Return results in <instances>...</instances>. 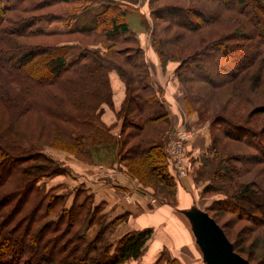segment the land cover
<instances>
[{
    "label": "trees",
    "instance_id": "obj_1",
    "mask_svg": "<svg viewBox=\"0 0 264 264\" xmlns=\"http://www.w3.org/2000/svg\"><path fill=\"white\" fill-rule=\"evenodd\" d=\"M93 1L0 0V72L8 77L7 86L0 83V87L6 88L0 98L6 100L3 103L14 116L26 110L38 114L42 111L51 119L54 133L70 137V153L78 155L82 141H89L91 135L105 134L109 128L98 118L104 103L111 106L110 74L115 73L124 82L126 92L121 110L116 112L117 116L123 115L118 161L123 162L129 177L142 187L149 186L152 194L147 192L158 202L170 204L176 198L178 178L169 167L161 140L169 127V113L163 89L152 85L150 68L131 17H136L138 24L147 29L150 18L151 47L163 74L168 62L177 61L174 74L181 82V70L185 68L189 81L204 80L211 87H219L239 78L243 70L257 63L263 67L252 82L255 88L264 91V29L259 30L258 26L262 22L264 28V4L261 0H204L200 5L190 0L193 6L184 7L172 0H168V6L158 5L159 0H148L146 17L136 6L138 0H114L115 5L96 28L73 30L65 25L61 31L47 29V26L69 22ZM201 8L210 12L209 20ZM232 11L237 16L233 17ZM253 21L258 25L251 28ZM157 23H164L166 27L157 29ZM212 26L223 31L216 29L209 36L202 33L205 27ZM163 34H166L164 38ZM185 34H200V40H188L185 44L182 42ZM97 44L103 52L93 47ZM218 53L227 62L213 66L212 59L216 60ZM44 57H49V67L38 72L34 67ZM232 58L238 62L233 70ZM10 84L20 86L21 90L17 92ZM53 89L62 91L64 96L54 94ZM44 96H48L49 102H42ZM52 98L57 104H70V113L63 112ZM136 112L140 116L134 118ZM55 121L68 123L70 130ZM246 123H236L223 116L214 121L220 138L225 136L254 150L234 159L242 165L240 169L244 168L245 174L251 167L264 165V129L256 131ZM240 132L250 133L259 143L253 138L241 139ZM9 138V133L0 132V264H126L144 255L153 234L150 228L129 231L116 243H107V236L125 218L123 214L111 220H106L105 214L98 221L95 237L91 240L83 237L81 228L87 222L92 223L94 213L103 208V202L93 206L94 195L80 189L67 207L66 197L39 184L44 177L61 171L55 166L43 165L46 157L37 151L38 146L15 143ZM98 139L94 140H103ZM217 139V136L216 140L211 138L204 152L194 157V162L207 159ZM224 162H219L213 171L214 182L203 187L200 195L202 198L205 194L219 193L222 187L226 193L221 192L223 197L212 202V210L209 207L203 211L215 222L212 211H228L237 220L234 222L244 220L253 225L242 226L239 232L263 227L264 190L255 181L237 175L235 169L224 167ZM158 184L163 185V195ZM220 228L228 238L225 229ZM230 243L234 252L250 264H264V257L252 261L248 255H241L244 251L238 250L233 241ZM36 254L40 255L36 258ZM153 264L179 263L163 250Z\"/></svg>",
    "mask_w": 264,
    "mask_h": 264
},
{
    "label": "rangeland",
    "instance_id": "obj_2",
    "mask_svg": "<svg viewBox=\"0 0 264 264\" xmlns=\"http://www.w3.org/2000/svg\"><path fill=\"white\" fill-rule=\"evenodd\" d=\"M113 1L114 0H94L90 6L83 9L80 13L75 14L69 22L47 26V29L61 31L65 28V25L73 30L96 28L101 25L100 23H102V20L104 17H106L109 8L115 5ZM194 1L200 5L204 4V0ZM168 2V0H159L156 3L158 5L168 6L170 5ZM171 2H174L175 5L178 6H193L190 0H172ZM261 3L264 4V0H261ZM147 4L148 0H138L136 4L139 11L141 10L140 7L143 9L141 12L145 13L146 17L149 15ZM195 6H197V4ZM201 10H203L202 12L207 15V19L209 20L210 12H206L202 8ZM246 10L249 12L251 11V9ZM232 12L233 17L237 16V12V14H235L234 11ZM148 20V24H146L148 25V29L147 27L140 25V23L138 24L136 17H131L130 21L132 22V26L134 27L137 35L140 34V36L138 35L140 45L146 47L147 56L150 59V63L152 62L151 69L156 67L157 73L161 74L163 72L162 65L158 61L156 52L151 47L152 35L149 32V27H152V23L150 18H148ZM256 23L257 22L253 21V26L251 25L250 27L253 28L259 24V30L264 29L263 25H261L262 22H258V24ZM156 25H158L157 29L166 27V24L164 23H157ZM205 28L206 29H204L202 33H204L206 36H209L215 33V30L218 29V26ZM222 31V29H218V32ZM200 34H185L186 37H182V42L186 44L188 40H200ZM165 35L166 34H163L162 38H164ZM243 44L246 45V42H243ZM93 47L103 52V48L102 46H99V44ZM233 58L232 70L238 64L237 60L234 62L235 59ZM48 59L49 57H44L41 59L40 62L36 63L34 69H37L38 72L46 71V69L49 67ZM212 61L213 66H219L227 62V60L222 57L221 53H218L217 59H212ZM168 64L167 70H169V76L167 77L166 74H164L163 80L161 81L166 89V94L164 91L163 93L161 92L164 96V102L176 110L179 109L177 112L181 118L180 121L187 120L190 123L189 126L191 128L187 129L182 127L179 130H171V125L174 121H171L169 115V127L162 135L161 140L163 141L164 149L170 164L169 167L176 172L175 174L178 180L184 178V176H192V185L195 187V191L192 192L195 193V197L192 201L191 207H198L201 210L207 209L212 205L214 200L218 199L219 197H223V191L226 193V188L222 187L220 191L218 190L219 193L213 192L212 194H205L202 198L199 194L203 187H205L207 184H210V181L214 182L215 178H213L212 175L213 171L217 170L219 162L225 161L224 167H227L230 170H232V168L235 169L237 175L242 174L246 176V178L255 181L254 183L261 186L264 190V165H256L255 167H251V171L245 174L244 168L240 169L242 165L235 163L234 160L241 155L253 153L254 150L246 146V144L244 145V143L240 144L236 140L226 138L225 136L222 137L221 135L220 138L219 133H216V131H218V126L214 125V121L217 118L223 116L232 119V121L236 123L247 122L246 124H248L249 127L254 128L256 131H259L261 128L264 129V91H262L260 88H255V86H253L254 82H252L253 77L257 75L256 72L263 66H260V64L256 63V65L253 67L243 70L239 76L240 79L237 78L229 83L220 85L219 87H211L204 80L196 82L189 81L190 79L186 74L185 68L181 70V82L174 74V70L177 67L178 62L172 61L168 62ZM169 77L172 80H170ZM7 78L5 74L0 72V83L7 86ZM110 85L111 106L104 103L102 105V114L98 118L102 123H105V126L109 128L105 134L100 133L97 137L91 135V139L89 141H82V147L78 148V155L70 153V137H68V140L58 133H54L51 126V119H47V117L43 115L42 111H40L38 114L36 111L32 112L26 110L21 114L14 116L12 110L9 111L8 107L3 103L6 100H2L0 98V132H4L7 135L9 133V137H11L9 139H12V142L15 141V143L19 144L38 146L39 150L37 151L46 157V162H44L43 165L52 167L55 166L57 170L61 171V173L54 174L50 177H44L42 180H40L39 184L46 190L49 188L55 189L56 195L66 197L67 207L71 204L72 196L76 191L85 189L87 193H90L85 185H88V180H102L101 178L98 179V175H106L108 178L103 180H109L112 182L116 186L117 191L122 190V186H119L120 183L117 182L119 177L122 180L127 181L129 186H132V183L136 184L135 186H137V189L140 192L146 193V195H148L147 198L145 194L142 196V199L144 200L147 207L149 206L148 204L151 206L158 204L156 198L149 194H152L151 189L148 188L149 186L142 187L136 179L129 177L123 162L119 163L118 161V150L120 146L119 141L123 139V131L121 130V120L123 115L121 114L120 116H117L116 112L121 110V105L126 98V92L124 82L121 81L115 73L110 74ZM10 86L13 88L16 87L18 90L17 92L21 90L20 86L18 85L10 84ZM5 90V87H0V94L3 95ZM48 93L50 92L48 91ZM53 93L57 94L59 97L64 96L63 92L58 89H55ZM41 99L43 103L49 102L48 96H44ZM51 101L54 102L55 105L59 104L58 107H61L63 112L68 111L70 113V104H62L59 102L57 104L55 98H52ZM135 115L134 118L140 116L137 115V112ZM58 123L63 126V128H68L70 130V125L68 123L64 121H60ZM180 125L179 127H181ZM128 131L129 129L125 131V133ZM185 133H190V137L185 138ZM240 133L241 139L252 140L253 138L248 132ZM198 134L201 135L199 136L200 138L204 137L203 139L206 142H211V138L216 140V136L218 137V141L215 143V146H212L214 150H212L209 155L206 156L207 159H204L201 162L200 160L194 162L193 157L196 156V152L188 150L187 145L188 142H191L195 136H198ZM96 138H102L103 140L96 141L94 140ZM175 138H178L179 140L183 139L182 150L179 154V159L178 157L175 158L172 154L170 155L169 152V150H171L170 142ZM253 140L259 143L258 138H253ZM178 160L183 161V170L185 171L184 176H179V174H177L178 170L175 164L178 163ZM35 163L36 162H31L30 164ZM227 168L226 170H228ZM5 174L2 173V175ZM155 184L157 183L155 182ZM98 187L101 189L98 184L93 186V192H96L95 200H93V206L98 205L101 201H104L105 203L103 202L104 205L101 210H98L94 213V220L92 223L87 222L81 228L82 236L88 240H91L95 237L99 229L98 221L102 216L106 214V220H111L119 214L128 213V211L133 210L134 205L132 203L133 200L136 199V196L134 197L129 193L132 192L131 190L136 189V187H123L126 189L125 191H127V189L129 190L124 194V196L126 195L125 198H123L124 196L118 197V195L115 194V189L112 186H108L107 183L106 189L108 190L106 191L101 189L102 192H100ZM158 188H160L159 193L163 195L165 193L163 185H159ZM175 203L176 200H173L171 201L170 205ZM161 205L164 204L162 203ZM183 207H187V205H184ZM210 208L212 210V207ZM211 215H215V218L219 224L217 222L216 223L219 226H222L229 235L228 238L226 237L228 241H233L235 245H237L238 250L244 251V254L241 255L245 257L248 255V257L252 258V261L255 262L259 259H263L264 254H262V250H264V226L249 232H239L242 226L247 225V227H249L253 225H249V223L244 220L241 222H234L237 220H235L232 214L228 211L216 213L212 211ZM55 219L56 217L54 220ZM123 221L116 227L113 233L107 236V243H116L119 237L124 235L127 231H130L128 221L124 223ZM17 246L20 247V244H17ZM36 255L37 258L40 254ZM48 255L49 254H44L45 257ZM142 262L143 258L141 257L136 263L142 264Z\"/></svg>",
    "mask_w": 264,
    "mask_h": 264
},
{
    "label": "crops",
    "instance_id": "obj_3",
    "mask_svg": "<svg viewBox=\"0 0 264 264\" xmlns=\"http://www.w3.org/2000/svg\"><path fill=\"white\" fill-rule=\"evenodd\" d=\"M140 9L143 10L141 7ZM138 35L140 36V34ZM141 47L144 50L146 61L150 68L153 87L162 88L166 94L165 86L161 83L164 77L163 72L161 74L157 73L156 67H154V69H151L152 62L150 63V59L147 56L146 47ZM165 74L168 77L169 70H167ZM165 105L170 115L171 121H174L171 125V130H179L182 127H185L187 129L191 128L189 126L190 123L187 120L180 121L181 118L179 117L177 112V110L179 111V109L176 110L167 103H165ZM179 125L181 127H179ZM199 136L201 135L198 134V136H195V138L192 139L191 142L189 141L187 145L188 150L196 152V156L194 157H197L199 154L204 152L209 144V142H206L203 139L204 137L200 138ZM191 177L192 176H184V178L178 180V189L176 192L175 204L170 205L163 203L164 205H161L162 203L158 202V204L154 206L148 204V207L142 199V196H144V194L146 195V193L140 192L137 189V186H135L136 184L132 183V186H129L127 181L122 180L120 177L118 178L117 182L120 183L119 186H122V188L120 187L122 190L118 191L116 190V186L112 182H110L109 180H103L105 178H108L106 175H98V179L101 178L102 180H88V185H84L90 191V193L94 195V200L96 197V192H93V186L95 184H98L103 191H106L108 190L106 189L107 183L108 186H112L115 189V194H117L118 197L124 196V194L129 191L128 189L127 191H125L126 189L123 187H136V189L131 190L132 192H129L134 197L136 196V199H134L135 201L133 200L132 203L134 205L133 210L123 214L125 216L123 223L128 221L130 231L141 230L145 228H150L153 231L152 237L146 245V250L144 252L145 255L142 256V264H153L163 250H166L167 253L170 254L171 258L177 260L179 264H202L203 261L201 251L195 242V238L192 234L191 227L188 224V220L181 213L182 211L191 208L192 201L195 197V193L192 192L195 191V187L194 185H192ZM98 189L100 188L98 187ZM101 189L100 192H102ZM125 196L123 198H125ZM147 196L148 195H146V198ZM184 205H187V207H183ZM139 260L128 261L126 264H140L136 263Z\"/></svg>",
    "mask_w": 264,
    "mask_h": 264
},
{
    "label": "water",
    "instance_id": "obj_4",
    "mask_svg": "<svg viewBox=\"0 0 264 264\" xmlns=\"http://www.w3.org/2000/svg\"><path fill=\"white\" fill-rule=\"evenodd\" d=\"M182 214L189 221L204 264H250L234 252L223 230L205 211L192 207Z\"/></svg>",
    "mask_w": 264,
    "mask_h": 264
},
{
    "label": "built area",
    "instance_id": "obj_5",
    "mask_svg": "<svg viewBox=\"0 0 264 264\" xmlns=\"http://www.w3.org/2000/svg\"><path fill=\"white\" fill-rule=\"evenodd\" d=\"M185 134H186L185 138L190 137V133L189 134L185 133ZM182 141H183V139L179 140L178 138H175L170 142V144H171V150H169L170 155L172 154L175 158L178 157V159H179V154L182 150ZM175 166L178 170L177 174H179V176H184L185 171L183 170V161L178 160V163L175 164Z\"/></svg>",
    "mask_w": 264,
    "mask_h": 264
}]
</instances>
